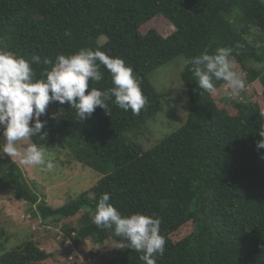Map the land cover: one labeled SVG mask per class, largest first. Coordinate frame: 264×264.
<instances>
[{
	"label": "trees",
	"instance_id": "obj_1",
	"mask_svg": "<svg viewBox=\"0 0 264 264\" xmlns=\"http://www.w3.org/2000/svg\"><path fill=\"white\" fill-rule=\"evenodd\" d=\"M157 15L174 30L166 36L154 28L142 33ZM225 46L247 81L259 80L264 92V0H0V49L39 55L41 63L32 65L38 78L51 68L42 63L45 57L55 62L58 54L89 47L130 64L147 97L139 114L120 109L113 98L108 113L97 107L81 123L75 109L58 102L41 117L46 139L32 141L57 155L64 149L61 163L94 170L98 179L89 190L54 208L38 200L35 185L6 156L0 158V191L25 201L30 217L42 224L71 219L62 231L76 243H125L92 222L100 196L108 193L122 214L161 219L166 243L157 264H264V148L257 147L264 142V110L256 99L241 100L242 93L215 100L184 65L183 122L150 146L142 143L161 108L149 76L177 57ZM101 71L103 79L90 81V88L113 86L108 71ZM223 84L216 81L214 90ZM45 231L9 234L0 227V264H40L51 256L34 237ZM139 256L120 247L108 260L98 254L100 264H145Z\"/></svg>",
	"mask_w": 264,
	"mask_h": 264
},
{
	"label": "clouds",
	"instance_id": "obj_2",
	"mask_svg": "<svg viewBox=\"0 0 264 264\" xmlns=\"http://www.w3.org/2000/svg\"><path fill=\"white\" fill-rule=\"evenodd\" d=\"M232 53L233 49L226 46L211 53L206 48L199 55L185 59L184 65L203 90H214L215 82L219 80L230 87H242L243 82L229 59ZM40 63L39 55L25 58L0 49V138L3 139L0 158L6 154L10 158L18 157L23 165L37 166L45 172L54 170L55 164L47 157L46 147L32 141L33 137L46 139L43 129L47 121L41 117L53 102L75 109L79 123L90 117L97 107L108 113L109 101L113 98L117 107L131 110L133 114H139L147 103L132 66L119 56L82 47L67 56L58 54L55 62L45 57L42 63L51 65V68L38 78L32 65ZM101 66L111 76L113 86L107 90L90 88V81L103 79ZM246 99V96L241 98ZM257 147L264 148V142L260 140ZM92 222L97 228L109 230L125 241L119 247L140 253L139 258L145 264H157V257L165 251L166 238L160 232L161 219L141 212L122 214L110 202L108 193L100 196Z\"/></svg>",
	"mask_w": 264,
	"mask_h": 264
},
{
	"label": "rangeland",
	"instance_id": "obj_3",
	"mask_svg": "<svg viewBox=\"0 0 264 264\" xmlns=\"http://www.w3.org/2000/svg\"><path fill=\"white\" fill-rule=\"evenodd\" d=\"M150 28L156 29L163 36L174 30L173 25L161 15H157L142 25L140 31L144 33ZM184 61L183 56L177 57L158 67L149 76L160 99L161 108L149 122V132H146V138L143 137L142 139V143L146 147L171 133L185 118L187 92L180 79ZM231 61L234 71L243 82V86L230 87L224 82L220 89L212 91L215 100L224 94H227L229 98H241L240 95L243 93L248 100L256 99L264 110V92H262L263 87L259 80L249 83L246 79V72L237 69V64L233 63V60ZM2 146L3 139L0 138V149ZM63 150L58 153L59 155L55 149L46 152L47 157L51 158L55 164L52 172L41 171L37 166L23 165L19 162L18 157L11 158L20 166L29 183L35 185L38 200L43 203L46 202L54 208L76 198L81 192L89 190L98 179L94 170L79 162L61 163L57 158L58 156L62 159L66 158ZM6 156L5 154L3 157ZM28 208L29 205L25 201L16 199L10 190L0 191V227L9 234H18L22 230L25 232L26 228L31 231L46 230L44 233L34 236L41 249L52 253L40 264H100L98 254L108 260L120 245L109 240L102 244L93 243L91 240L76 243L69 236L64 237L66 234L62 231V226L69 223L71 219L54 220L49 218L45 224H42L39 218L30 217L31 212L28 211ZM190 225V223L187 225L186 232L189 231ZM71 234L73 235V233ZM14 239L17 240V237ZM10 241L13 242L12 237Z\"/></svg>",
	"mask_w": 264,
	"mask_h": 264
}]
</instances>
